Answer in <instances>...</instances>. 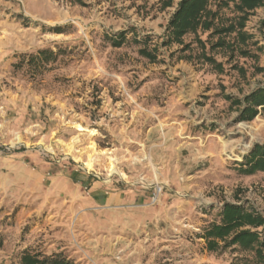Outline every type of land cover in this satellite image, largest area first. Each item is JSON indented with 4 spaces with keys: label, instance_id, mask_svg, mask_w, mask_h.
<instances>
[{
    "label": "rangeland",
    "instance_id": "obj_1",
    "mask_svg": "<svg viewBox=\"0 0 264 264\" xmlns=\"http://www.w3.org/2000/svg\"><path fill=\"white\" fill-rule=\"evenodd\" d=\"M179 1L0 0V264H262L203 235L225 203L264 216V172L238 166L264 145V114L239 122L225 100L264 87V9L250 58L212 52L218 74L192 35L191 60L161 45ZM154 47L155 62L139 54Z\"/></svg>",
    "mask_w": 264,
    "mask_h": 264
},
{
    "label": "trees",
    "instance_id": "obj_2",
    "mask_svg": "<svg viewBox=\"0 0 264 264\" xmlns=\"http://www.w3.org/2000/svg\"><path fill=\"white\" fill-rule=\"evenodd\" d=\"M159 5L160 10H166L173 6V0H159ZM230 8L234 15L223 20L221 12ZM259 8L264 9V0H180L168 20L166 39L161 45L167 48L178 45L180 49L176 60H191V55H186V52L191 49L192 43H184V38L192 35L199 50L198 61L221 74L224 72V64L217 62L212 52L218 50L224 55L229 54L227 62H230L235 54L242 58H250L251 53L247 47L252 37L245 28L249 17ZM262 25L264 26V20ZM205 33L207 38L203 41L201 35ZM125 41L126 34L119 33L112 38L111 46L121 47ZM157 50V47L152 51L142 48L139 54L150 62H155L158 58ZM261 50L257 47V51ZM231 69H237L239 73L245 75L242 67L233 65ZM255 71L261 72L263 69L256 67ZM225 100L230 102V107L237 109L236 120L239 122H249L259 113L264 114V87L250 92L242 100L231 96H225ZM238 166L248 175L264 172V145H254ZM220 217V222L209 227L203 235L207 250L214 251L235 246L240 251L253 252L255 259L264 264V216L246 210L242 205L225 203ZM20 264L76 263L62 253L46 255L27 252L21 256Z\"/></svg>",
    "mask_w": 264,
    "mask_h": 264
},
{
    "label": "bare ground",
    "instance_id": "obj_3",
    "mask_svg": "<svg viewBox=\"0 0 264 264\" xmlns=\"http://www.w3.org/2000/svg\"><path fill=\"white\" fill-rule=\"evenodd\" d=\"M88 166H89V164H88ZM158 188V187H157ZM159 189V188H158Z\"/></svg>",
    "mask_w": 264,
    "mask_h": 264
}]
</instances>
